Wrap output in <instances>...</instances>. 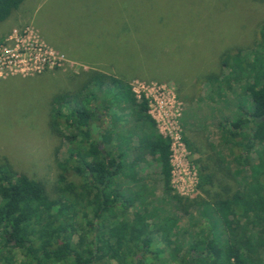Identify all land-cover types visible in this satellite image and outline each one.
Instances as JSON below:
<instances>
[{
  "label": "rangeland",
  "instance_id": "374dc122",
  "mask_svg": "<svg viewBox=\"0 0 264 264\" xmlns=\"http://www.w3.org/2000/svg\"><path fill=\"white\" fill-rule=\"evenodd\" d=\"M263 33L264 0H24L0 22V50L18 57L17 66L0 75V161L41 181L57 198L69 150L50 123L53 100L77 91L85 71L115 75L135 95L149 97L160 134L172 137L173 193L199 203L185 212L167 194L161 163L142 147L147 135H133L126 98L121 88L111 89L106 99L112 105L98 111L99 125L112 122L128 160L115 179L127 197L105 216L108 235L113 241V230L120 239L151 236L154 252L161 251L157 257L141 245L144 264H182L193 248L204 251L211 233L230 239L241 264H264V195H246L243 211H236L243 187H260L251 172H264V149L252 150L240 164L222 128L239 117L247 130L254 125L251 90L264 88V77L252 67ZM41 44L54 55L44 60ZM217 238L210 244L219 254L202 264L228 261ZM22 260L18 253L17 264ZM49 263L70 264L60 258Z\"/></svg>",
  "mask_w": 264,
  "mask_h": 264
},
{
  "label": "trees",
  "instance_id": "16d2710c",
  "mask_svg": "<svg viewBox=\"0 0 264 264\" xmlns=\"http://www.w3.org/2000/svg\"><path fill=\"white\" fill-rule=\"evenodd\" d=\"M23 1L0 0V22ZM223 58L222 65L227 66L230 57L224 54ZM252 69L257 71L259 79L264 77V45ZM85 77L87 80L77 91L58 95L51 107L52 129L61 132L69 150L66 163L61 164L57 198L49 194L41 181L20 174L10 163L0 161V264H17L18 253L23 254L19 264H50L49 260L59 258L70 264H108L111 258L119 264H144L143 255L137 253L141 245L145 252L156 253L158 257L161 250L154 252L151 236L139 241L128 237L120 239L113 230V241L104 223L105 216L113 208L121 209L127 197V192H123L115 180L127 166L125 144L114 138L112 122L100 127L98 115V111L110 109L112 102L106 99V94L117 87L126 98L124 110L128 114L127 122H133V135L140 137L145 133L147 137L141 139L142 147L161 163L167 194L185 212L199 203L197 199H185L179 193H173L172 141L160 134L150 113L149 99L144 94L139 98L125 79L115 75L85 71ZM251 95L254 125L250 130L243 117L222 124L228 133L226 141L238 151L236 159L240 164L252 150L264 149V88H253ZM255 171L251 174L259 180L260 187H243L246 192L240 193L237 213L243 211L240 201L246 195H264V172L256 174ZM239 173L243 175V170ZM206 177L210 183V175ZM205 183L203 179L201 185ZM255 214L262 215L259 211ZM139 220L137 217L134 222ZM127 231L122 230L121 234L126 235ZM210 238L215 240L217 237L211 233L206 238L204 251L193 248L183 257L182 264H202V259L211 260L219 254L210 244ZM216 240L228 256L226 264H233L232 260L236 264L242 263L240 251L230 239ZM214 264L219 263L215 261Z\"/></svg>",
  "mask_w": 264,
  "mask_h": 264
},
{
  "label": "built area",
  "instance_id": "2783aa9c",
  "mask_svg": "<svg viewBox=\"0 0 264 264\" xmlns=\"http://www.w3.org/2000/svg\"><path fill=\"white\" fill-rule=\"evenodd\" d=\"M39 49L44 51V53L42 54L44 56V60H46V57H48L49 55H54L53 52L51 50H49L50 48H47V45L46 44L45 45L44 44H41V46H40ZM9 53H10V51L8 50L7 47H3L0 50V75L4 72L5 69L6 70H10L13 67L17 66V61H18L17 59H18V57L16 55H14V54H9ZM143 94H138L136 92V95L139 98H141V96ZM144 95L149 99V97L146 94H144ZM149 102H150V99H149ZM160 104H161V107L164 106V105H166L164 98L161 100ZM173 107H174V105L172 104L171 105V108H173ZM150 113H151V115L153 116V118L156 120V122L158 124L157 119L152 114L151 102H150ZM172 118L174 120L175 119V116H172ZM173 123H174V121H173ZM158 127H159V125H158ZM170 138H172L171 135H170ZM172 163H173V158H172ZM173 166H174V163H173ZM173 173H174V169H173Z\"/></svg>",
  "mask_w": 264,
  "mask_h": 264
},
{
  "label": "crops",
  "instance_id": "0c3cea01",
  "mask_svg": "<svg viewBox=\"0 0 264 264\" xmlns=\"http://www.w3.org/2000/svg\"><path fill=\"white\" fill-rule=\"evenodd\" d=\"M65 36V35H64ZM65 41V40H64ZM77 41V46L76 47H78V45L80 44V41L77 39L76 40ZM63 46L65 47V45L63 44ZM75 46L73 45V49L75 50ZM77 50H78V48H77ZM111 64H114V62H111Z\"/></svg>",
  "mask_w": 264,
  "mask_h": 264
}]
</instances>
